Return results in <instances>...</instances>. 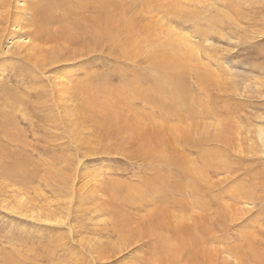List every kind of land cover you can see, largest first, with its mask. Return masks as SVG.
Returning a JSON list of instances; mask_svg holds the SVG:
<instances>
[{
    "label": "rangeland",
    "instance_id": "374dc122",
    "mask_svg": "<svg viewBox=\"0 0 264 264\" xmlns=\"http://www.w3.org/2000/svg\"><path fill=\"white\" fill-rule=\"evenodd\" d=\"M13 1L19 8L24 5L35 8L41 17L53 13L46 8L49 3L55 5L52 0ZM128 1L125 29L116 31L123 24L119 14L124 11H117L118 16L112 13L118 42L105 48L110 49L107 52L112 57L97 56L77 66H60L58 77L66 79L59 87L68 81L73 87L84 79L89 80L94 70L111 79L132 81L140 77L150 79L156 73L159 75L155 78H160L163 87L168 77L180 76L190 96L186 105L187 111L190 110L187 112L179 106L171 113L161 107L154 109L155 113L151 106L139 102L134 93L138 85L132 84L113 98L114 104H119V98L129 97L133 106L127 105L122 111L131 119L130 130L153 132L150 128L154 120L160 134L154 138L147 134L151 140L140 141L141 144L114 143L107 140L105 130H95L90 115L81 108L83 115L74 129L67 121L62 124L68 126V131L76 130L75 140L57 126L60 120H65V115L56 106L60 103L61 88H52L51 75L44 76L50 68H36L32 56L31 60L0 51V264H150L160 253V238L169 241L177 235L174 227H165L166 230L152 225L153 212L157 209L161 212L157 218L172 220L175 226L186 216V219L199 218L222 209L219 218L214 213L208 220L204 217L198 222L202 227L197 224L181 233L195 238L206 235L212 240L227 238L225 244L213 241L212 247L237 250L241 264H260L252 258L255 251L249 252V242L257 249L256 255L264 258V159L253 157L256 152H251L253 144L259 143L257 147L253 145L258 152L264 149L261 147L264 145V0ZM82 3L61 5V8L65 6L63 15L70 24ZM44 9L47 10L43 13ZM225 15L227 23L222 24ZM230 23L238 29L233 31ZM197 31L208 36L205 40L209 43L204 47L211 49L201 46L202 36ZM32 32L34 39L41 29ZM41 45L45 50V44ZM176 54L178 59L174 58ZM148 59L155 62L147 63ZM160 97V101L167 99V95ZM13 98L21 100L17 101L16 111L12 107ZM204 105L213 107L205 114L208 118L203 115ZM134 120H139V124ZM175 126L186 129L195 146L211 140L228 143L223 148L231 157L227 165L235 171L242 169L237 175L239 179H234L240 181L242 190L254 200L253 207L252 202L233 197L240 186L239 182L227 180L233 179V174L220 171L219 179L225 183L220 188L214 187L218 177L212 171H202L201 152L188 147ZM98 133L105 139L97 137ZM246 137L252 144L243 149L242 139ZM168 138L171 142L166 141ZM185 159L187 164L181 163ZM189 160L205 191L194 189V184H184L185 181L181 182L182 193L171 188L167 193L159 191L161 184L155 180L158 172L170 171L172 164L187 166ZM217 161L225 162L222 157ZM246 168L262 182H249ZM200 173H206L205 177ZM165 178L170 187L178 186L175 176ZM148 180L154 182L147 184ZM216 195L218 198L213 197ZM194 197L211 209L199 206ZM123 233L136 239L125 241L119 238ZM203 246L210 247L204 243ZM197 252L198 249L186 251L185 262L175 264H186L187 258ZM245 259L247 263H243Z\"/></svg>",
    "mask_w": 264,
    "mask_h": 264
},
{
    "label": "bare ground",
    "instance_id": "6f19581e",
    "mask_svg": "<svg viewBox=\"0 0 264 264\" xmlns=\"http://www.w3.org/2000/svg\"><path fill=\"white\" fill-rule=\"evenodd\" d=\"M52 1L55 3V5L52 6L49 3L46 8L51 9L53 11V13L52 14L49 13V14L44 15L45 17H41V16H38V14H40V13L37 12L35 10V8H33V7L24 5V7L19 8L15 5H13V2H14L13 0H0V51H2L1 53L4 55L10 54V55L18 56V57H20V56L22 57L23 55L26 57H31V56L34 57L33 64L36 68H38V69L47 68L48 70L50 68L49 71L47 70L49 74H45L44 76L48 77L49 75H51L50 79H51V83H53L52 88H56V87H59V85L63 83V80L66 79L65 78L62 80L61 77H58V76H60V72H61L60 66L64 67V64H66V65L67 64H70V65L75 64L76 65L83 60L88 61V60L93 59L95 57L97 59V56H98V58H100L103 55L108 56V57H112V54L110 52H107L110 49L105 50V48L108 45L113 46L114 44H116L118 42V40H117L118 38L114 32V20H113L112 13L114 14V16H118L117 11H120V10L124 11V14H119V19L121 21H123V24H121V28L119 30L116 29V31H122L123 29L126 28V24H124V23L125 22L128 23V14L125 10V6H126V4H129V1L128 2H127V0H52ZM82 1L84 3H82L81 6L76 9L75 16L72 20L73 23L70 24L68 22L67 18L63 15L62 9L68 4L70 5L71 3L82 2ZM62 4L65 5L63 8H61ZM130 5H132V4H130ZM91 8L94 9V11L90 12L89 10ZM133 8H134L133 6L129 7L130 10H132ZM47 9H44L43 13ZM226 18H228V16L225 15L220 22H222V24L227 23L225 20ZM213 19L214 18H212V20ZM135 25L136 24H134V26ZM55 26H57V27L55 28ZM38 27H40L41 32H39V34L33 39V37H32L33 32L32 31L34 29H37ZM230 27L232 28L233 31L236 28L238 29V27H236L234 24H231V23H230ZM61 31H63V34L61 33ZM197 32H198L199 36L200 35L202 36V39H201L202 42L200 43L201 46L202 47L206 46V44L209 43L205 40L206 37H208V36L204 37V35H203L204 31H202V32L197 31ZM181 39L182 38H180V40ZM41 44H45V50L42 48ZM204 49L209 50L211 48H209V46H208V48L204 47ZM178 52L179 51H177V53ZM44 53L47 55L46 58H45ZM177 56H179V54H176L174 56V58L178 59ZM32 57H31V60H32ZM148 62H151V64H153V62H155V61L152 59H148L147 63ZM176 65H178V64H176ZM38 72H39V70H38ZM43 72H44V70H43ZM156 72L159 73V69H157ZM117 75H119V73ZM158 75L159 74L155 73L153 78L145 79V78L140 77V78H134V80L132 81V80L127 79V78L111 79L109 77L104 76L103 72H98V71L94 70V72L91 73V78L88 76L89 80L84 79V80L78 82L79 84L77 83L78 84L77 87H74L77 84L73 85V87H72V86L68 85L69 81L65 82L66 84L65 85L63 84V87H59V88H61L60 89L61 95L59 97L60 103H56V106L61 110V112L64 113V115H65L64 119L65 120H60L61 123L59 122L60 124L58 123L57 126L60 129H63V131L66 134H67V132L70 133V137L74 138L76 140V135H75L76 130H73V131L69 130L68 131V130H66L68 128V126L65 127L62 124L67 121L68 125H71L70 126L71 128L72 127L75 128L77 126L78 121H79L78 118H80L83 115V110H84L85 112H87L90 115L89 119L94 123V127H95L96 131L97 130H99L100 132H101V130L106 131V132L104 131L106 133L105 137H107V136L109 137V139H107V140H110V141L114 140V143H121V142L122 143H124V142H126V143L127 142H133L134 143L135 142L136 144H139L140 141H141V143H143L144 141H147V140L149 142L151 139L147 136V134L153 138L155 137L154 135L160 134L159 130H157V128H156V127H158V125H157L158 123H156L154 120H152L153 122L151 121V124H153V128H150V129L153 130V132L147 131V133L144 134L141 132H137L135 130L131 131L130 130L131 127L129 126L131 119H128L126 117V115L123 114V111H122V110H124V108H126L128 106H130V107L133 106L132 104H130L129 97L119 98L120 101H118L119 104H117V105L114 104L113 98L119 94H122L123 89L125 87H128L132 84H135V85L137 84L138 88H134L135 96H138V98L140 100L139 102H142L145 105L151 106V109L153 112H155L154 109L158 110L159 108L162 107V108L166 109L167 111L174 113L177 111V107H179V106L185 107V109L187 111L186 105L189 104L188 101L190 99V96L186 93L187 88H185V85H184L183 81L181 80L180 76L179 77L178 76L168 77L169 81L167 80L168 82L163 87L162 83L159 81L160 78H155ZM197 77H199V76L197 75ZM201 79L203 82L205 81L203 76ZM46 81H48V80H46ZM115 81L119 82V84L115 85ZM208 84H209V82H208ZM148 85H149V87H148ZM40 88L41 87H39L38 90ZM57 90H55V91L57 92ZM206 90H208V89H206ZM190 91H192V90H190ZM49 92H50V90H49ZM35 93H37V92H35ZM57 94H59V93L57 92ZM163 95H167L166 101L158 100V99H162L160 96H163ZM38 98H39V96H38ZM12 100H13L12 107L16 111L18 109L17 101H21V100H14V98ZM46 100H48V99H46ZM135 102H136V100H135ZM202 103H203V101H202ZM50 104L54 105V103H50ZM81 108L83 110H81ZM201 108H203V107H201ZM212 108L213 107H209V106L204 105L203 115L205 116V118L209 117L205 114L207 112L211 111ZM53 109L54 108H52V110ZM189 110H190V108L188 109L187 112H189ZM105 112H108V113H105ZM103 113H105L106 117L103 116ZM155 113H157V112H155ZM48 116H50V115H48ZM66 116H67V118H66ZM53 118H55V120L58 122V119L56 117H53ZM134 119H136V118L134 117ZM135 122L139 124V120L138 121L136 120ZM190 124H191V122L188 123V126H190ZM196 124H198V123H196ZM72 125H75V126H72ZM74 128H72V129H74ZM175 129H176V132L178 134H180V133L182 134V136L184 137V142H185V144H187L188 147L193 146L201 152V159L203 161L202 171L206 172V173H210L212 171L215 178L218 177L217 182H215V184H214L215 188H220L221 185L225 183V181H222L221 179H219L220 171H222V174H225V173L226 174H233L234 175L233 179H231V177H230V179H227V180H232L235 183H237V182L240 183L239 180L236 181L234 178L239 179V177L237 175L240 173L239 171H241L242 169H238L237 171L230 169V166L227 165V159L231 158L230 154L228 156V155H226L227 153L225 154L223 152V148L224 147L226 148L228 143H224L222 141H217V140H211V141L205 142V143H207L205 145L200 144V145L195 146V145H193L192 139L190 138V136L187 133H185V132H188L186 129H183L181 126H175ZM171 130H172V128H171ZM97 137H100L102 139L104 138V136H101L100 133H98ZM166 141L171 142L169 138H168V140L166 139ZM250 142H251V140L248 137L242 139L241 147L244 149L245 146H248V145L250 146V144H252ZM213 143H215V144H213ZM253 145H256V147H257V146H259V143H258V145L257 144H253ZM253 145H252L253 150L251 152L252 153L256 152L255 155L251 153L252 155H254L253 157H258V158L261 157L262 159H264V149L262 151L258 152L256 149H254ZM261 147L264 148V145H261ZM221 157L225 160L224 163L223 162L220 163V161H217ZM215 158H218V159L216 160ZM187 161H188V159H185L181 163L187 164ZM189 162H190V164H188L187 166L184 165V167H181L180 164H178V165L172 164L169 167L170 171H168V172L161 169L162 171L158 172L159 176L157 175V177L155 179L156 182H159V184H161V185H159V191H161V192L164 191V193H167L171 188V189H175V192L182 193L184 187L181 184V182H183V181L186 182L184 184H190V183L194 184V186H195L194 189H197L199 187L201 190L205 191V187L202 186V182L200 181L199 177L197 176V173H195L191 167L192 165H191L190 160H189ZM218 162H219V164L216 165V163H218ZM222 165H223V167H222ZM246 170H248L249 171L248 174H250L249 175V177H250L249 182L250 181L252 182L255 180L259 181L258 178L256 179L255 176L252 173H250V169L246 168ZM22 171H23V169H22ZM165 172H166V175H164ZM206 173L205 174L200 173V174H203L202 176L205 177ZM22 174H23V172H22ZM257 174H260V173H257ZM167 175L175 176V178L178 179L177 180L178 186L172 185L170 187L169 184L167 183L166 178H165V176H167ZM258 176L259 175H257V177ZM202 179H204V178H202ZM244 180L246 181V179H244ZM150 181L151 180H148L145 182L148 184V183H150ZM151 182H154V181H151ZM206 182H208V181L206 180ZM259 182H262V180ZM254 184H256V183H254ZM191 185H190V187H191ZM149 186L150 185H148V187ZM257 186H258V184H257ZM106 189H108V187ZM209 190L210 189H206V192L213 195L211 193V190L210 191ZM109 191H110V188H109ZM133 191L136 192V190L134 188H133ZM222 193L223 192H220V194H222ZM213 197L218 198L217 195L213 196ZM233 197L238 198L239 200L246 199L245 202H247V203L252 202V207H253L254 200L252 201V198H248V194L242 190L241 183H240V186H238L236 194ZM194 198H195L196 202L199 199V197H198V199H196V197H194ZM253 198H254V196H253ZM197 203L199 206H205L206 210L211 209V208L207 207L206 202L200 201ZM147 204H149V203H147ZM157 210L153 212V218H155V219H154L152 225L157 226V227H159V225L163 226V229L165 227H169L170 229H173L171 227H174L175 229H173V231L175 230V232H177V235L175 237L172 235L174 238H171L169 241L164 240V238L162 241L160 238V242H161V247L159 249L160 253H157V255H156L157 258L155 257V258L150 260L151 261L150 264H167V263L168 264H175V263L185 262L184 257L186 256L185 254L188 253V252L186 253V251L190 252V251H192V250L194 251L196 249H198L199 252L193 253L192 257L189 256V258H187L188 261H186V264H189V263H191V264H241L237 260V258H240L237 255V253H239V252H237V250H236V252H233V249L225 250L224 248L212 247L211 243L213 241L217 240V241H220L221 243L225 244V242L227 241V238H225L222 241L218 237L216 239L212 240L211 238H207L206 235H201L200 237L195 238V237L183 234V233L187 232L188 228L194 229L195 225H197V224H199L201 226L202 223H198V222H202L204 217H206L208 220L211 217V215L215 213L214 215H216V217L219 218L221 216V213H222L221 210L222 209H220L218 211H216V210L209 211V212H211V214L208 213L207 215H204V216L201 215L202 217L200 216L199 218L192 216V217H190V218L188 217L186 219V217H187L186 216L184 218V221L180 222L177 226H175L174 221H172V220L170 222V221H167V220L162 219V218L159 219V217L157 218V216L161 215V212H159V211L157 212ZM203 210H204V208H203ZM167 213H168L167 211L163 210V214L167 215ZM150 216H151V214H150ZM123 222H125V221H123ZM186 223H187V225H186ZM203 225H204V223H203ZM138 230H141V228H138ZM181 232H183V233H181ZM170 233H172V232L170 231ZM201 233H203V232H201ZM179 234H181L182 236ZM224 236L226 237V235H224ZM249 237H251V236H248V238ZM119 238H123V240H125V241H128L129 239L130 240L136 239V237H134V239L131 236L128 237L125 233L119 235ZM203 243L208 244V246H210V247H204L205 245L202 247ZM229 245H230V243H229ZM231 246H232V244H231ZM255 246H257V245H255ZM253 250L255 251L254 252L255 255H254V253H252L251 256L254 255L255 257H252V258L255 259V261H257L258 263L264 264V258H261L260 255L259 256L256 255L257 249L255 250L254 246H252L249 242V252H251V251L253 252ZM162 251H164V252H162ZM247 251H248V249H247ZM241 253H243V252H241ZM161 254H162L161 258H158V257H160L159 255H161ZM183 255H185V256L183 257ZM153 256H155V255H153ZM262 256H264V255H262ZM247 259H248V257H247ZM250 262H252V259ZM243 263H247L246 259H245V262H243Z\"/></svg>",
    "mask_w": 264,
    "mask_h": 264
}]
</instances>
